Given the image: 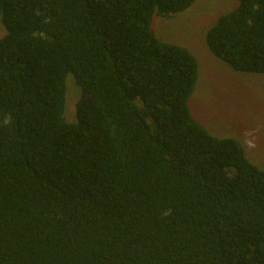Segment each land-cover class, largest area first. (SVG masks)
Instances as JSON below:
<instances>
[{
	"label": "trees",
	"instance_id": "16d2710c",
	"mask_svg": "<svg viewBox=\"0 0 264 264\" xmlns=\"http://www.w3.org/2000/svg\"><path fill=\"white\" fill-rule=\"evenodd\" d=\"M195 1L0 0V264H264V170L193 118L197 59L152 29ZM238 2L208 48L264 74V0Z\"/></svg>",
	"mask_w": 264,
	"mask_h": 264
},
{
	"label": "rangeland",
	"instance_id": "374dc122",
	"mask_svg": "<svg viewBox=\"0 0 264 264\" xmlns=\"http://www.w3.org/2000/svg\"><path fill=\"white\" fill-rule=\"evenodd\" d=\"M238 0H196L171 17L154 15L152 29L168 44L188 49L198 62V81L189 99L193 118L218 138L238 140L246 158L264 170V74L234 70L208 48L207 33ZM6 34L1 23L0 39ZM65 119L76 123L82 92L73 74L66 79Z\"/></svg>",
	"mask_w": 264,
	"mask_h": 264
}]
</instances>
